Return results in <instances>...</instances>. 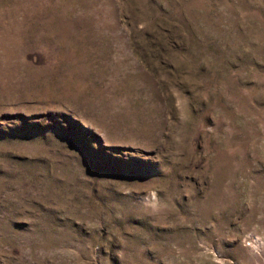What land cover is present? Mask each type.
I'll use <instances>...</instances> for the list:
<instances>
[{
  "label": "rangeland",
  "instance_id": "1",
  "mask_svg": "<svg viewBox=\"0 0 264 264\" xmlns=\"http://www.w3.org/2000/svg\"><path fill=\"white\" fill-rule=\"evenodd\" d=\"M0 264H264V0H0Z\"/></svg>",
  "mask_w": 264,
  "mask_h": 264
}]
</instances>
